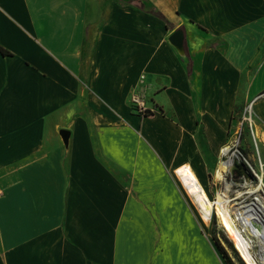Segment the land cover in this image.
<instances>
[{
	"label": "crops",
	"instance_id": "1",
	"mask_svg": "<svg viewBox=\"0 0 264 264\" xmlns=\"http://www.w3.org/2000/svg\"><path fill=\"white\" fill-rule=\"evenodd\" d=\"M128 1L0 0V264H234L200 220L264 136V0Z\"/></svg>",
	"mask_w": 264,
	"mask_h": 264
},
{
	"label": "bare ground",
	"instance_id": "2",
	"mask_svg": "<svg viewBox=\"0 0 264 264\" xmlns=\"http://www.w3.org/2000/svg\"><path fill=\"white\" fill-rule=\"evenodd\" d=\"M247 119L253 123L252 116ZM253 134L257 143L264 147V136H259L257 127L253 129ZM243 166L252 183L245 184L246 189L241 192H229V187L224 184L223 190L218 191L216 197H211V210L216 216L218 227L227 233L242 262L264 264V233L258 232V221L261 224L263 222L254 211L245 209L246 206L232 204L238 202V196H248L256 191V184L253 183H261V178L264 181V171L260 175V171L251 166L249 159H243ZM215 179L223 182L219 172ZM255 246L259 248V253L254 252Z\"/></svg>",
	"mask_w": 264,
	"mask_h": 264
},
{
	"label": "built area",
	"instance_id": "3",
	"mask_svg": "<svg viewBox=\"0 0 264 264\" xmlns=\"http://www.w3.org/2000/svg\"><path fill=\"white\" fill-rule=\"evenodd\" d=\"M142 80L143 77L140 78V81ZM261 97H264V93L261 94L258 98ZM131 104H132V109L136 111L138 114L144 116V114L147 112V110L145 109L144 101L138 95L135 94L131 97ZM247 117L248 118L251 117V104L246 109H244L242 122L235 130L231 142L220 151L219 167L214 173V176H217L218 172L220 173V178L221 180H223V184H226L227 187H229V192H236V188H239L248 183H252L250 178L239 176L236 172L232 173V169L235 163L243 165V159H250L251 166L255 167L258 171H260V175H262V171H264V161L261 158L258 143L254 138V134H253V123L250 122L247 119ZM244 122H246L249 127L248 130L252 142V152H253L251 156L245 153L242 145V139L244 136L243 133ZM255 184H256V191L254 193L248 196H238V202H233L232 204H234L235 206L244 205L246 206L245 209L254 211L263 222V224H261L258 221V232L263 234L264 233V181L261 178V183H255ZM216 195L217 192L215 193V197ZM212 220H214L213 217Z\"/></svg>",
	"mask_w": 264,
	"mask_h": 264
},
{
	"label": "rangeland",
	"instance_id": "4",
	"mask_svg": "<svg viewBox=\"0 0 264 264\" xmlns=\"http://www.w3.org/2000/svg\"><path fill=\"white\" fill-rule=\"evenodd\" d=\"M264 92V91H263ZM238 112V111H237ZM239 113V112H238ZM237 113V114H238ZM248 124L246 122H244V134H245V137L248 138L249 137V130H246L248 129ZM254 128V127H253ZM261 152H262V155L264 157V152L262 150V148H260ZM253 154V152L251 153V155ZM262 158V156H261ZM263 159V158H262ZM250 160V159H249ZM251 162V161H250ZM215 182H216V186L218 187V191H222L223 190V187H224V184L223 182H218L216 179H215V176H214V179ZM256 181H254L253 184H255ZM246 187L243 185L239 188H236V191L237 192H241L243 190H245ZM214 200L212 201V205H214ZM211 197H210V203H209V213H210V220L207 224H204L202 223V221L200 220L201 224L203 225V231L204 233L209 237V238H213V240L218 243L222 248H223V251L226 253V255L230 257V259H232L231 262H233L234 264H244L242 262V260L239 258V255L238 253L236 252L233 244L230 242V240L227 238L228 235L225 231L221 230L219 227H218V224H217V220H216V216L215 214L213 213V210H211ZM199 215V214H198ZM212 217L214 218V220H212ZM212 220V221H211ZM230 242V243H229ZM231 244V245H230ZM259 248L258 247H254V252L255 253H259ZM257 250V252H256Z\"/></svg>",
	"mask_w": 264,
	"mask_h": 264
},
{
	"label": "trees",
	"instance_id": "5",
	"mask_svg": "<svg viewBox=\"0 0 264 264\" xmlns=\"http://www.w3.org/2000/svg\"><path fill=\"white\" fill-rule=\"evenodd\" d=\"M119 2L122 3V1H119ZM144 2H145V0H129V1H128V4L133 5V6L139 8V9H141V10H147L151 15H153V16L159 18V19L162 20V21H165V23H166V27H167V26H168V23H167V21L165 20V18L163 17V15H162L158 10H156L154 7H147V6L145 5ZM177 31H180V32L183 33V29H182V28H181V29H178ZM183 46H184V48H185V42H184ZM0 52H1V54H2L3 56H8V55H10L8 52H6L5 50H3L2 48H0ZM189 68H190V63H189ZM149 115H151V113H150L149 111H147V112L144 114V116H149ZM230 245H231V244H230ZM216 246H217L218 250L220 251V253L223 255V257H224V258L227 260V262L229 263V262H230V261H229V258H228V256L226 255V253L223 251V248H222L218 243H216Z\"/></svg>",
	"mask_w": 264,
	"mask_h": 264
},
{
	"label": "water",
	"instance_id": "6",
	"mask_svg": "<svg viewBox=\"0 0 264 264\" xmlns=\"http://www.w3.org/2000/svg\"><path fill=\"white\" fill-rule=\"evenodd\" d=\"M169 42L179 51H182L183 49V44H184V37L182 32L180 31H175L169 38ZM60 135L62 138L66 141L69 137V133L66 131H61ZM236 172L239 176H244L246 178H249L247 175L245 168L243 165H240L238 163L234 164V167L232 169V173ZM230 243V242H229Z\"/></svg>",
	"mask_w": 264,
	"mask_h": 264
},
{
	"label": "flooded vegetation",
	"instance_id": "7",
	"mask_svg": "<svg viewBox=\"0 0 264 264\" xmlns=\"http://www.w3.org/2000/svg\"><path fill=\"white\" fill-rule=\"evenodd\" d=\"M228 239H229V237H227ZM230 240V239H229ZM230 242H231V240H230ZM232 243V242H231ZM233 244V243H232Z\"/></svg>",
	"mask_w": 264,
	"mask_h": 264
}]
</instances>
